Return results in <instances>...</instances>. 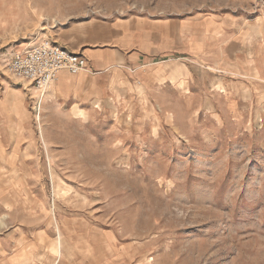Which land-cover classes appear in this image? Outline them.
I'll list each match as a JSON object with an SVG mask.
<instances>
[{
  "label": "rangeland",
  "instance_id": "1",
  "mask_svg": "<svg viewBox=\"0 0 264 264\" xmlns=\"http://www.w3.org/2000/svg\"><path fill=\"white\" fill-rule=\"evenodd\" d=\"M140 18L209 35L102 104L53 83L37 113L6 66L45 42L110 49ZM10 96L25 109L0 108V264H264V0H0Z\"/></svg>",
  "mask_w": 264,
  "mask_h": 264
},
{
  "label": "crops",
  "instance_id": "2",
  "mask_svg": "<svg viewBox=\"0 0 264 264\" xmlns=\"http://www.w3.org/2000/svg\"><path fill=\"white\" fill-rule=\"evenodd\" d=\"M140 20L123 21L112 48L83 52L87 60L85 71L76 75L61 71L54 86L58 99L76 102L72 106H82V102L102 104L115 84L138 77L143 67L176 59H195L204 36L209 35L188 27L185 21ZM24 103L10 96L0 101V108L8 111L6 116L20 119L24 116Z\"/></svg>",
  "mask_w": 264,
  "mask_h": 264
},
{
  "label": "built area",
  "instance_id": "3",
  "mask_svg": "<svg viewBox=\"0 0 264 264\" xmlns=\"http://www.w3.org/2000/svg\"><path fill=\"white\" fill-rule=\"evenodd\" d=\"M8 71L20 81H27L37 93L36 109L44 94L56 82L61 71L76 75L87 69L84 56L69 53L48 42L12 53L6 60Z\"/></svg>",
  "mask_w": 264,
  "mask_h": 264
},
{
  "label": "bare ground",
  "instance_id": "4",
  "mask_svg": "<svg viewBox=\"0 0 264 264\" xmlns=\"http://www.w3.org/2000/svg\"><path fill=\"white\" fill-rule=\"evenodd\" d=\"M58 243V242H57ZM54 252V251H53ZM53 254V253H52Z\"/></svg>",
  "mask_w": 264,
  "mask_h": 264
}]
</instances>
